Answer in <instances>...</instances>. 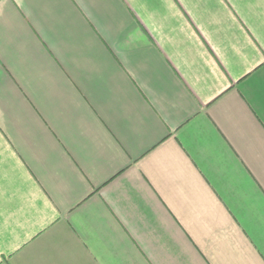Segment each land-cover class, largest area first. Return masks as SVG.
<instances>
[{"label": "crops", "instance_id": "crops-1", "mask_svg": "<svg viewBox=\"0 0 264 264\" xmlns=\"http://www.w3.org/2000/svg\"><path fill=\"white\" fill-rule=\"evenodd\" d=\"M0 264H264V0H0Z\"/></svg>", "mask_w": 264, "mask_h": 264}]
</instances>
